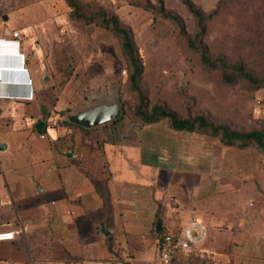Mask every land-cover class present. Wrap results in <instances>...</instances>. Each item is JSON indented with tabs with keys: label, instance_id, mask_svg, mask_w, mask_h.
<instances>
[{
	"label": "crops",
	"instance_id": "0c3cea01",
	"mask_svg": "<svg viewBox=\"0 0 264 264\" xmlns=\"http://www.w3.org/2000/svg\"><path fill=\"white\" fill-rule=\"evenodd\" d=\"M191 1L203 10L217 2ZM13 31L18 43L12 42ZM28 46L20 31L0 26V50L24 55L27 73L13 78L31 81L30 87H0L7 96L0 99V233L22 230L13 241H0V264H143L153 243L155 252L156 233L178 235L193 218L207 231L202 254L206 243H217L210 242L216 224L240 222V243L243 233L248 243L263 239L250 218L264 212L257 205L249 209L219 179L218 160L203 158V140L192 137L195 131L174 130L163 120L122 119L126 127L118 141V120L92 129L63 124V114H54L55 104L39 93L48 77L39 78L28 64ZM30 88L33 99H22ZM39 122L44 126L36 129Z\"/></svg>",
	"mask_w": 264,
	"mask_h": 264
},
{
	"label": "rangeland",
	"instance_id": "374dc122",
	"mask_svg": "<svg viewBox=\"0 0 264 264\" xmlns=\"http://www.w3.org/2000/svg\"><path fill=\"white\" fill-rule=\"evenodd\" d=\"M162 1L166 10L181 19V32L149 9L157 10L156 0H76L82 15L104 12L131 29L142 63L140 85L149 105L164 104L178 118L201 115L214 126L230 130H264V86L250 89L241 81L226 84L218 70L205 68L199 60L202 47L210 58L240 62L254 76L264 77V0H217L210 10L196 5L209 16L200 47L192 44L197 30L195 18L179 0ZM0 26L20 31L22 41L30 45L28 64L39 78L48 77L46 82L41 80L39 93L55 104L54 114L73 111L101 90L111 92L116 88L119 116L133 121L135 97L129 90V70L120 40L98 21L87 24L76 18L63 0H0ZM59 104L64 108L59 109ZM122 119L118 120V141L125 125ZM195 133L192 137L203 140V158L208 163L212 158L218 160L219 179L246 200L249 209L257 205L263 213L264 154L255 147H225L218 137ZM205 160L203 171L209 173L210 165ZM250 219L264 231V216ZM241 226L240 222L231 226L216 224L210 242L217 243H206L205 254L182 258L174 264L264 262V236L258 242L253 237L254 243H248L243 233L244 242L240 243ZM154 244L143 264H158L152 253Z\"/></svg>",
	"mask_w": 264,
	"mask_h": 264
},
{
	"label": "trees",
	"instance_id": "16d2710c",
	"mask_svg": "<svg viewBox=\"0 0 264 264\" xmlns=\"http://www.w3.org/2000/svg\"><path fill=\"white\" fill-rule=\"evenodd\" d=\"M65 4L72 10V14L85 23L90 24L98 21L99 25L110 31L120 40V50L125 61L126 68L129 70L127 81L129 90L134 94L135 104L132 108V118L134 122L150 123L163 120L168 125L177 131H200L211 136L218 137L221 144L224 146H237L238 148L255 147L264 154V130L253 131H237L230 130L223 125L214 126L208 122L205 117L196 115L187 118H178L175 113L168 110L164 104L153 103L148 104L145 93L140 85V76L142 74V63L140 62L137 48L135 46L132 31L128 26L120 24V20L114 15H107L104 12L96 13L90 16H84L80 13L81 6L76 0H63ZM185 7L187 12L196 20V32L193 36L192 44L200 47L201 37L204 33V24L209 16H205L200 8H198L191 0H179ZM158 4L157 10H152L155 14L163 19L169 20L175 24L178 30H183L181 19L171 10H166L162 0H156ZM191 44V43H190ZM200 63L207 69L218 70L221 79L226 84L236 82H245L250 89H257L264 86V77H256L245 69L240 62H229L222 57L210 58L204 49L199 52ZM66 111H61L60 115ZM69 112V111H67ZM122 116V115H121ZM119 116L116 120H121ZM65 125H71L62 121ZM104 202L107 203V195L100 192ZM161 233H156L160 235ZM192 257V255H188Z\"/></svg>",
	"mask_w": 264,
	"mask_h": 264
},
{
	"label": "built area",
	"instance_id": "2783aa9c",
	"mask_svg": "<svg viewBox=\"0 0 264 264\" xmlns=\"http://www.w3.org/2000/svg\"><path fill=\"white\" fill-rule=\"evenodd\" d=\"M12 42L18 43L20 35L17 31L11 33ZM0 87L8 85L12 87L31 86V81L28 76L25 79L8 78L6 75L11 74L15 77L27 73L25 67L24 55L17 51L0 50ZM7 78V79H6ZM7 97L0 93V99ZM22 99L30 101L33 99V92L30 88L29 94L23 95ZM52 126L57 124V120L50 121ZM43 138V136H40ZM22 234L20 227L6 232L0 233V241H13L17 236ZM207 231L203 224L196 221L194 218L190 219L181 229L178 235H171L168 233H161L159 235L157 246L154 252L155 261L158 264H170L173 260L178 259L183 255L201 256L202 245L206 239Z\"/></svg>",
	"mask_w": 264,
	"mask_h": 264
},
{
	"label": "water",
	"instance_id": "95a60500",
	"mask_svg": "<svg viewBox=\"0 0 264 264\" xmlns=\"http://www.w3.org/2000/svg\"><path fill=\"white\" fill-rule=\"evenodd\" d=\"M6 21L7 17L2 18ZM7 77H13L10 73ZM15 77V76H14ZM120 115V106L118 98V90L114 88L111 92L101 90L97 97H94L82 106L77 107L72 112H65L62 119L74 126L83 129H92L97 126L112 122L116 120ZM44 126V123L39 122L36 125V129H40ZM100 232L104 237L108 236V231L104 223L100 225ZM155 230L160 231V221H156Z\"/></svg>",
	"mask_w": 264,
	"mask_h": 264
},
{
	"label": "bare ground",
	"instance_id": "6f19581e",
	"mask_svg": "<svg viewBox=\"0 0 264 264\" xmlns=\"http://www.w3.org/2000/svg\"><path fill=\"white\" fill-rule=\"evenodd\" d=\"M9 78V77H8ZM11 78V77H10ZM13 78V77H12Z\"/></svg>",
	"mask_w": 264,
	"mask_h": 264
}]
</instances>
